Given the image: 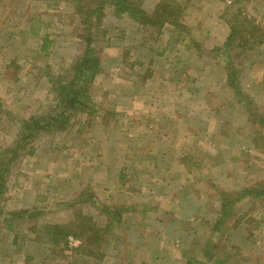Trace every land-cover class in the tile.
Returning a JSON list of instances; mask_svg holds the SVG:
<instances>
[{
	"label": "rangeland",
	"instance_id": "rangeland-1",
	"mask_svg": "<svg viewBox=\"0 0 264 264\" xmlns=\"http://www.w3.org/2000/svg\"><path fill=\"white\" fill-rule=\"evenodd\" d=\"M121 1L0 0V264H264V0Z\"/></svg>",
	"mask_w": 264,
	"mask_h": 264
},
{
	"label": "trees",
	"instance_id": "trees-1",
	"mask_svg": "<svg viewBox=\"0 0 264 264\" xmlns=\"http://www.w3.org/2000/svg\"><path fill=\"white\" fill-rule=\"evenodd\" d=\"M118 11L122 13H129V15L132 18L137 17V13H142L139 9H135L130 7L127 4H124L123 1L118 0ZM234 34L231 33L226 46L229 47L231 44L234 43ZM88 52L91 54L93 51L88 50ZM82 62L77 67L76 71V78L75 80L77 82H72L68 86L61 88L59 94L62 93L64 97V105H61L60 110H56L55 112L50 113L49 121H47V124L45 127L49 129L53 125H57V127L60 124L66 123L74 114L80 113L86 109H89L91 106V94H90V87L87 86V83L90 85L93 79L101 72V67L99 66V62L96 59H88V57H85L81 60ZM233 87L235 88V84L232 83ZM63 120V121H62ZM31 121H34L33 123H26L31 124L32 127H30V132L28 136L33 135L31 128L38 129L42 128L41 120H38L36 118H32ZM21 142V141H20ZM20 150H18L19 154Z\"/></svg>",
	"mask_w": 264,
	"mask_h": 264
},
{
	"label": "crops",
	"instance_id": "crops-1",
	"mask_svg": "<svg viewBox=\"0 0 264 264\" xmlns=\"http://www.w3.org/2000/svg\"><path fill=\"white\" fill-rule=\"evenodd\" d=\"M131 21V20H130ZM109 38H111V37H109ZM224 41H226V39H224ZM141 55L140 54H138L137 55V57H140ZM131 57V56H130ZM142 58V57H141ZM144 63H145V61H143ZM143 67V66H142ZM132 76H135L134 74H133V72H132ZM133 81H135V78L133 79ZM139 81H137V82H133L134 83V85L135 84H137ZM226 85V84H225ZM136 86V85H135ZM227 86H228V83H227ZM230 87L232 86V85H229ZM228 86V87H229ZM226 88V90L227 91H229V88ZM184 88L182 87V89L181 90H183ZM183 92V91H182ZM180 99L182 100V95L180 94ZM236 102L237 101H235V99L232 97L229 101H227L226 103H225V105H223V108L221 109L222 111L220 112L223 116H221V118H222V120H221V122H226V127L225 128H227V124H228V126H230L231 127V124L230 123H227V122H229V121H246V122H250V117H249V115L247 114H243V113H232V112H230V108L231 107H233V108H235V104H236ZM130 104H131V102H130ZM177 105H179V106H181L182 105V103L179 101V103L177 102L176 103ZM228 108V109H227ZM214 117H215V113H212L211 115H209V116H207V119H209V120H215V119H217V118H215L214 119ZM218 120H220V119H218ZM251 126V125H250ZM242 129H244V128H242ZM247 129H248V126H247ZM212 249V248H211ZM207 250H208V248H206V250L204 251V252H202V254H201V257H200V260H205L206 262H207V260H209V257L206 255V254H208V252H207ZM209 251V250H208ZM193 257V256H192ZM218 259V258H217ZM193 261V260H192ZM220 264H225V262H224V260H221V262H220Z\"/></svg>",
	"mask_w": 264,
	"mask_h": 264
}]
</instances>
